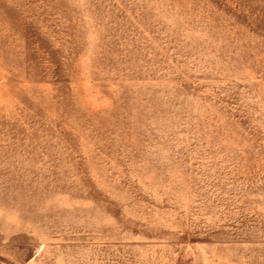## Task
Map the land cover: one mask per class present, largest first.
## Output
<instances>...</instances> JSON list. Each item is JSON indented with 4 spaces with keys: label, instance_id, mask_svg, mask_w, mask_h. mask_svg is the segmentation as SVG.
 <instances>
[{
    "label": "rangeland",
    "instance_id": "rangeland-1",
    "mask_svg": "<svg viewBox=\"0 0 264 264\" xmlns=\"http://www.w3.org/2000/svg\"><path fill=\"white\" fill-rule=\"evenodd\" d=\"M0 261L264 264V0H0Z\"/></svg>",
    "mask_w": 264,
    "mask_h": 264
},
{
    "label": "crops",
    "instance_id": "crops-1",
    "mask_svg": "<svg viewBox=\"0 0 264 264\" xmlns=\"http://www.w3.org/2000/svg\"><path fill=\"white\" fill-rule=\"evenodd\" d=\"M0 264H5V263H3L2 261H0Z\"/></svg>",
    "mask_w": 264,
    "mask_h": 264
}]
</instances>
